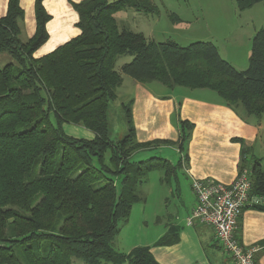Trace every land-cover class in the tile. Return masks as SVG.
Returning <instances> with one entry per match:
<instances>
[{
	"label": "trees",
	"instance_id": "1",
	"mask_svg": "<svg viewBox=\"0 0 264 264\" xmlns=\"http://www.w3.org/2000/svg\"><path fill=\"white\" fill-rule=\"evenodd\" d=\"M35 0V33L23 41L19 0H8L0 18V264H158L145 247L119 253L113 241L140 187L155 170L171 171L167 160L137 163L139 150L176 145L183 151L192 125L179 121V139L138 143L130 105L122 106L128 133L109 137L107 110L124 77L169 89H209L231 109L264 114V27L251 42L248 66L235 69L211 42L181 47L155 43L119 25L115 14L149 15L151 0H83L72 4L80 33L52 52L34 58L47 40L49 20ZM240 10L264 0H235ZM122 56L131 61L116 69ZM80 127L76 138L64 126ZM242 149L251 194L264 200V170ZM264 202V201H263ZM174 238V239H173ZM176 241L170 232L159 244Z\"/></svg>",
	"mask_w": 264,
	"mask_h": 264
},
{
	"label": "crops",
	"instance_id": "2",
	"mask_svg": "<svg viewBox=\"0 0 264 264\" xmlns=\"http://www.w3.org/2000/svg\"><path fill=\"white\" fill-rule=\"evenodd\" d=\"M81 1L83 0L42 1V6L49 16L45 24L47 40L34 52V58L52 52L79 35L80 31L76 27L78 15L72 4ZM34 3L35 0H19L23 11V41L35 33ZM7 5L8 0H0V18L6 15ZM116 15L117 13L115 19ZM226 60L229 61L227 58ZM153 84L124 78L117 89L115 101L121 102V108L123 105H130L135 140L138 143H176L179 139V121L192 125L189 140L183 151H179L176 145L151 146L139 150L144 152L143 154H151L157 147L171 146L176 149L178 160L175 164L169 162L171 180L173 179L170 193L180 204L185 203V196L189 197V205L179 224H165L155 238L145 242L141 239L139 242L133 240L128 243L121 239L118 241L119 248L114 247L124 255L134 248L145 247L158 264H233L231 258L222 250L211 228L197 224L186 226L185 220L195 206L190 184L192 179L231 184L239 172L243 147L247 150V156L244 157L252 156L264 170V114L246 115L240 107L233 110L216 92L209 89H169L164 86V91ZM75 128H79L78 130L86 135L84 138L91 137L90 132L80 127ZM178 172L183 176L179 177ZM168 232L176 241L168 245L159 244V240ZM117 236H120V233ZM237 239L243 247H258L254 264H264V202L242 212L238 221Z\"/></svg>",
	"mask_w": 264,
	"mask_h": 264
},
{
	"label": "rangeland",
	"instance_id": "3",
	"mask_svg": "<svg viewBox=\"0 0 264 264\" xmlns=\"http://www.w3.org/2000/svg\"><path fill=\"white\" fill-rule=\"evenodd\" d=\"M151 2L154 6L152 14L121 11L116 15L117 23L125 25L132 32L142 33L146 39L155 43L172 41L178 46L186 47L194 42H211L217 47L221 58H227L235 69L243 71L247 68L252 38L264 27V2L244 10L238 8L235 0ZM131 59L129 56L120 57L116 62V69ZM152 83L156 85L154 87H164L157 82ZM120 104L119 100L111 102L107 110L109 137L114 141L125 137L129 129ZM258 104L264 105V101ZM73 127L66 125L64 131L76 138L86 137L79 128ZM143 153L138 151L132 161L137 163L157 157L175 164L179 157L176 149L171 146L157 147L151 154ZM178 176L183 175L178 172ZM171 185L173 186L171 171L159 169L147 175L146 183L140 187L143 200L133 205L128 220L119 225L120 236L115 237L114 246L119 248L118 241L121 239H125L123 241L127 243L133 240L139 242L141 239L145 242L155 238L165 224H179V220L186 215L189 197L185 196L184 204L176 202V197H171ZM71 261L72 264H84L79 258H72Z\"/></svg>",
	"mask_w": 264,
	"mask_h": 264
},
{
	"label": "built area",
	"instance_id": "4",
	"mask_svg": "<svg viewBox=\"0 0 264 264\" xmlns=\"http://www.w3.org/2000/svg\"><path fill=\"white\" fill-rule=\"evenodd\" d=\"M195 206L185 220L211 228L222 250L233 264H254L258 247H243L237 239L238 221L246 208L260 206L263 198L252 195V183L247 169L238 172L228 185L212 180L192 179L190 184Z\"/></svg>",
	"mask_w": 264,
	"mask_h": 264
}]
</instances>
